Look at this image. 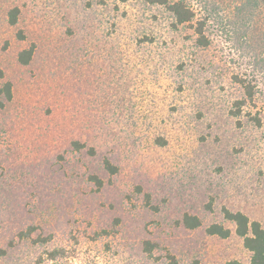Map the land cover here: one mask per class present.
I'll return each mask as SVG.
<instances>
[{
    "label": "rangeland",
    "instance_id": "obj_1",
    "mask_svg": "<svg viewBox=\"0 0 264 264\" xmlns=\"http://www.w3.org/2000/svg\"><path fill=\"white\" fill-rule=\"evenodd\" d=\"M183 1L207 48L144 0H0V264H250L222 212L264 228L263 50L227 23L245 0ZM238 80L257 107L235 118Z\"/></svg>",
    "mask_w": 264,
    "mask_h": 264
},
{
    "label": "trees",
    "instance_id": "obj_2",
    "mask_svg": "<svg viewBox=\"0 0 264 264\" xmlns=\"http://www.w3.org/2000/svg\"><path fill=\"white\" fill-rule=\"evenodd\" d=\"M129 0H120V2H127ZM145 2L164 7L173 18V27H179L189 24L196 36L195 43L200 48H207L210 44L205 30V22L199 18L196 19V14L186 5L183 0L169 2L168 0H144ZM258 4L255 0H245L241 5L235 8L234 19L228 21L230 25L232 35L236 36L237 44H246L247 47L253 46L254 50H263L261 55L255 57L254 65L261 70L264 69V29L258 31L254 26L253 17H255L258 11ZM17 9H13L9 13V23L14 25L16 23ZM243 30V31H242ZM242 31V32H241ZM252 33L250 37L249 34ZM238 37V38H237ZM240 37V38H239ZM244 41V42H243ZM240 42V43H239ZM30 51H24L19 55V61L22 64L27 63V59L30 57ZM237 83L243 90V98L235 101L233 110L230 114L237 118L242 115L246 106L252 105L257 107V91L251 84L246 83L243 80H238ZM4 94L6 100L11 99L10 84H6L4 88L0 89V95ZM250 121L257 127L262 126V119L259 113L254 116H250ZM76 150L83 148L78 142L72 144ZM105 169L114 173L113 166L108 162H105ZM100 185L101 182L97 178H93ZM223 218L234 225L235 234L243 241L244 248L250 253V264H264V228L257 221H251L249 218L241 212H232L224 209ZM198 221H194L189 224L190 228L198 227ZM208 236H217L221 239H226L230 235V230L223 225L213 224L206 229ZM43 243H47V239L40 240ZM153 244L149 241L144 242L143 250L150 254L153 251ZM7 255L5 250L0 249V258ZM59 257H64L63 252L60 250H52L47 254V260L57 261ZM172 264H174L172 262ZM225 264H240L237 261H230Z\"/></svg>",
    "mask_w": 264,
    "mask_h": 264
}]
</instances>
